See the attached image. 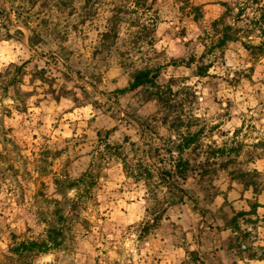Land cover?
Returning a JSON list of instances; mask_svg holds the SVG:
<instances>
[{"label": "rangeland", "instance_id": "374dc122", "mask_svg": "<svg viewBox=\"0 0 264 264\" xmlns=\"http://www.w3.org/2000/svg\"><path fill=\"white\" fill-rule=\"evenodd\" d=\"M223 1L0 0V264H264V54L213 46ZM148 67L167 104L116 92Z\"/></svg>", "mask_w": 264, "mask_h": 264}, {"label": "trees", "instance_id": "16d2710c", "mask_svg": "<svg viewBox=\"0 0 264 264\" xmlns=\"http://www.w3.org/2000/svg\"><path fill=\"white\" fill-rule=\"evenodd\" d=\"M147 0H133L135 6H140L143 9L146 8ZM241 1V2H240ZM232 2V3H231ZM223 1L221 5L224 6L225 13L230 11V8L234 4H237V20H239L242 16H246L247 22L245 23V27L234 25L231 23L224 22L225 13H222L217 19H214L211 22L213 29L217 34V40L213 43L215 47L224 46L227 42L230 41H239L240 44L249 51L252 55H260L264 54V0H233V1ZM253 5V13L251 16L244 15V11L249 8V5ZM148 6V5H147ZM193 9L200 13L199 5H192ZM114 13L108 19L109 25L100 32V44L102 47H108L117 37L116 30V21L113 20ZM150 28L145 31V35L151 33L154 29V19H150ZM221 25V27H219ZM142 28H147L148 25H141ZM252 36L257 37V41H254ZM194 57L190 56L188 63L193 62ZM205 66H198L197 74L203 75L206 72ZM158 76L157 68H141L136 70L132 76L131 80L128 84L122 88L117 89L116 92L124 93L126 91L134 90L141 86H146L151 88V94L153 98H155L160 103H166L167 99L164 97V89L156 82V78ZM170 87H168L169 89ZM195 133L187 135L183 141L178 144L179 152L186 148L190 143L195 140ZM190 169L188 161L180 159L179 163H176L173 171L168 172L169 178L172 181L171 183L176 184L177 180L186 179L187 172ZM92 176V173L89 171L84 172L83 175L79 178V181H85L89 177ZM259 204L257 202L252 203L250 212H255L256 207ZM247 211H239V215L246 214ZM236 217H232V221H235ZM59 230L56 228H49L47 233V241L38 242L36 240H29L27 243L23 244V248L26 250L32 251L34 249L43 251L46 249L47 244L49 246H57L60 242L58 239Z\"/></svg>", "mask_w": 264, "mask_h": 264}, {"label": "built area", "instance_id": "2783aa9c", "mask_svg": "<svg viewBox=\"0 0 264 264\" xmlns=\"http://www.w3.org/2000/svg\"><path fill=\"white\" fill-rule=\"evenodd\" d=\"M243 246V245H242Z\"/></svg>", "mask_w": 264, "mask_h": 264}]
</instances>
